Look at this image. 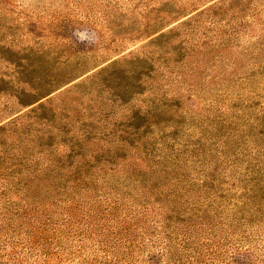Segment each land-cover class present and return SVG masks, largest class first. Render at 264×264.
Masks as SVG:
<instances>
[{
	"label": "rangeland",
	"instance_id": "1",
	"mask_svg": "<svg viewBox=\"0 0 264 264\" xmlns=\"http://www.w3.org/2000/svg\"><path fill=\"white\" fill-rule=\"evenodd\" d=\"M93 211L264 264V0H0V224Z\"/></svg>",
	"mask_w": 264,
	"mask_h": 264
},
{
	"label": "trees",
	"instance_id": "2",
	"mask_svg": "<svg viewBox=\"0 0 264 264\" xmlns=\"http://www.w3.org/2000/svg\"><path fill=\"white\" fill-rule=\"evenodd\" d=\"M120 204L114 201L112 206L118 209ZM134 214H124V219L119 220L116 211L101 217L99 212L93 211L86 218L90 222L88 228L79 230L74 226L79 225L73 218L77 217L76 213H72L71 217L64 214L61 217L48 215L45 220H38L31 227L23 223L14 228L0 224V264L133 263L136 254L143 249L140 245L143 243L138 240L135 232L140 228L138 214ZM99 221H104L105 225L111 224L112 227L99 226L96 224ZM89 226H92V230H89ZM98 228L102 231L92 235L94 229ZM178 261L180 264L185 263L182 258Z\"/></svg>",
	"mask_w": 264,
	"mask_h": 264
}]
</instances>
